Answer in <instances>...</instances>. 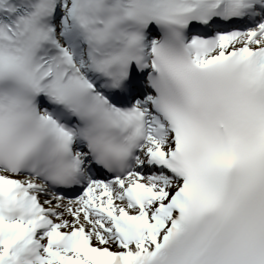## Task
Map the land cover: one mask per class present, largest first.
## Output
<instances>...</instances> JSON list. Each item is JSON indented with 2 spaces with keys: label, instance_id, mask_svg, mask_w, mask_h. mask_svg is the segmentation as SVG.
Masks as SVG:
<instances>
[{
  "label": "snow or ice",
  "instance_id": "6c2138e0",
  "mask_svg": "<svg viewBox=\"0 0 264 264\" xmlns=\"http://www.w3.org/2000/svg\"><path fill=\"white\" fill-rule=\"evenodd\" d=\"M0 264H264V0H0Z\"/></svg>",
  "mask_w": 264,
  "mask_h": 264
}]
</instances>
